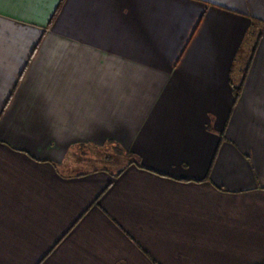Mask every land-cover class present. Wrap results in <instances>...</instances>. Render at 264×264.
<instances>
[{
  "label": "crops",
  "instance_id": "obj_1",
  "mask_svg": "<svg viewBox=\"0 0 264 264\" xmlns=\"http://www.w3.org/2000/svg\"><path fill=\"white\" fill-rule=\"evenodd\" d=\"M0 264H264V0H0Z\"/></svg>",
  "mask_w": 264,
  "mask_h": 264
},
{
  "label": "rangeland",
  "instance_id": "obj_2",
  "mask_svg": "<svg viewBox=\"0 0 264 264\" xmlns=\"http://www.w3.org/2000/svg\"><path fill=\"white\" fill-rule=\"evenodd\" d=\"M245 67V66H244ZM243 68V67H242ZM236 73L237 70H236ZM242 73L245 74V68L242 69ZM243 79L242 77H235L234 82L235 84H239ZM234 93V91H233ZM235 96V95H234ZM227 128L229 130V125L227 124ZM228 134V131H227ZM229 136V134H228ZM251 138H247L245 140H241V144L247 146L249 142H252L250 140ZM226 140L228 143H233V140L231 138H228L226 136ZM239 143V142H238ZM129 151L124 150L119 145L114 144H108L106 146H77L73 151L69 154L66 162V168L65 170L69 174L73 173H79L85 170L90 169H110V170H118L121 169L125 163L129 162V159L132 157H128ZM65 166V165H63Z\"/></svg>",
  "mask_w": 264,
  "mask_h": 264
},
{
  "label": "trees",
  "instance_id": "obj_3",
  "mask_svg": "<svg viewBox=\"0 0 264 264\" xmlns=\"http://www.w3.org/2000/svg\"><path fill=\"white\" fill-rule=\"evenodd\" d=\"M232 85H233V91H234L235 99L237 100L241 95L240 92L242 90V83L241 82L239 84L232 83ZM221 138H223V137H221ZM127 155H128V157H132L129 159L130 164L136 163L137 165H140L136 156L132 152H129Z\"/></svg>",
  "mask_w": 264,
  "mask_h": 264
}]
</instances>
